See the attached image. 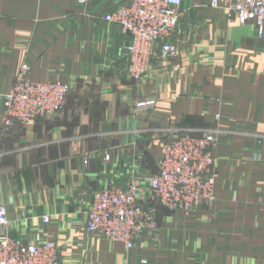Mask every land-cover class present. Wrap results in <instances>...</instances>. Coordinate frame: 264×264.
Listing matches in <instances>:
<instances>
[{"label": "crops", "instance_id": "0c3cea01", "mask_svg": "<svg viewBox=\"0 0 264 264\" xmlns=\"http://www.w3.org/2000/svg\"><path fill=\"white\" fill-rule=\"evenodd\" d=\"M128 1L0 0V204L10 234L54 240L63 263L176 264L198 252L214 253L215 264H264V31L228 16L233 0H183L172 37L180 57H153L136 80L128 73L130 38L103 19ZM24 65L33 80L67 84L66 104L6 130L5 96ZM152 97L154 107L135 114V102ZM174 127L216 134L213 204L191 215L156 204L158 227L132 249L79 225L103 187L136 180L149 197ZM211 212L219 235L176 236L178 224L189 229Z\"/></svg>", "mask_w": 264, "mask_h": 264}, {"label": "built area", "instance_id": "2783aa9c", "mask_svg": "<svg viewBox=\"0 0 264 264\" xmlns=\"http://www.w3.org/2000/svg\"><path fill=\"white\" fill-rule=\"evenodd\" d=\"M79 1L84 4L87 0ZM182 3L183 0H129L104 14L105 21L118 25L122 34L130 38L126 56L132 78L141 79L155 56H179L180 48L172 37L179 26ZM228 10L240 22L253 23L259 35L263 34L264 0H233ZM27 72L28 66L24 65L5 96L2 122L6 130L15 124L26 127L66 104L67 84L60 80L36 81ZM155 104V99H147L136 106L137 110L141 106L149 109ZM216 138L213 131L196 135L178 127L168 129L157 171L148 181V202L136 180L125 187H103L94 193L87 220L79 225L132 249L145 230L158 227L156 204L185 214L213 204ZM104 158L110 160L111 154L106 152ZM42 221L49 222L50 216H43ZM9 226L7 207L0 204V264H64L54 240L24 242L10 234Z\"/></svg>", "mask_w": 264, "mask_h": 264}, {"label": "rangeland", "instance_id": "374dc122", "mask_svg": "<svg viewBox=\"0 0 264 264\" xmlns=\"http://www.w3.org/2000/svg\"><path fill=\"white\" fill-rule=\"evenodd\" d=\"M227 14H228V16H234L235 17V15L234 14H230V11L228 10L227 11ZM238 20V19H237ZM238 22L239 23H242V22H240L239 20H238ZM180 48V47H179ZM180 54H181V48H180ZM180 54H179V56H177L176 58H173V59H176V60H178L177 58L178 57H180ZM165 60H170V59H165ZM164 64H166V63H164ZM149 71H150V67L148 68V70L143 74V77L142 78H145V76H146V74L147 73H149ZM192 73H193V71H192ZM141 78V79H142ZM135 79V78H134ZM136 80H140V79H137L136 78ZM69 93V92H68ZM147 99H155L154 97H152V98H144V99H140V100H137L136 102H135V106H134V108H136V110H135V114H142V110H148V108H146L145 106H141L140 108H139V110H137V104H139V103H144ZM155 101H156V99H155ZM64 107H65V105H64ZM63 107V108H64ZM62 108V109H63ZM61 109V110H62ZM60 110V111H61ZM59 112V111H58ZM58 112H55V113H53V114H51V115H49L48 117H51V116H53V115H55L56 113H58ZM48 117H46V118H48ZM217 156V155H216ZM154 174V173H153ZM152 174V175H153ZM151 175V176H152ZM150 178V177H149ZM133 182V180L130 182V184ZM123 187V186H122ZM212 205V204H211ZM211 205H208V206H205V205H202V206H205L206 208H208V207H210ZM201 206H199L195 211H193V212H191L190 214H185V215H191V214H196L198 211H199V208H200ZM157 216H158V214H157ZM215 215H213V212H211V213H205V215H203L202 217H201V219H199L200 221H189L188 223H187V227H189V229L188 228H185L184 229V227L183 228H181V225L183 226V223H181V224H178V234H176V236L177 237H181V236H185V237H192V238H198L199 236H201V237H204V235L205 236H214V235H219V234H213V228L212 227H214V225H215V220H214V217ZM183 222V221H182ZM206 229H208L209 230V232H207V230ZM184 230H188L187 232H185V233H183V231ZM190 230V231H189ZM218 231H220V233H221V235L222 236H225V234H223V232H229L230 233V229H226V230H218ZM247 231L248 230H246V229H243V230H240V232H242V236H246L247 235ZM16 238V237H15ZM195 247L196 246H194V249H195ZM198 247V246H197ZM209 247V246H208ZM244 248H245V246H243ZM193 249V248H192ZM215 258H216V255L213 253V254H206V255H202V254H200V253H198V252H192V253H190L189 254V256H188V260H184V257H182V260H180V261H177L178 260V258H176V264H215L214 262H215ZM66 262V261H65ZM64 264H79V262H66V263H64ZM229 264H230V262H229Z\"/></svg>", "mask_w": 264, "mask_h": 264}]
</instances>
